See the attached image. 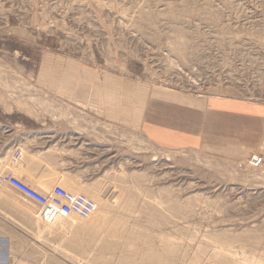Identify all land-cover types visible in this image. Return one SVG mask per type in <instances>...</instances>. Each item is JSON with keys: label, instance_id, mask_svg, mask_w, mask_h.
Masks as SVG:
<instances>
[{"label": "rangeland", "instance_id": "rangeland-1", "mask_svg": "<svg viewBox=\"0 0 264 264\" xmlns=\"http://www.w3.org/2000/svg\"><path fill=\"white\" fill-rule=\"evenodd\" d=\"M14 129L0 174L99 211L0 192V264H264V0H0Z\"/></svg>", "mask_w": 264, "mask_h": 264}, {"label": "built area", "instance_id": "built-area-1", "mask_svg": "<svg viewBox=\"0 0 264 264\" xmlns=\"http://www.w3.org/2000/svg\"><path fill=\"white\" fill-rule=\"evenodd\" d=\"M16 153L21 154V150L17 148ZM251 160L253 165L259 166L263 159L255 156ZM33 184L12 171L0 174V192L11 190L32 208L34 204V209L38 210V216L41 218L52 221L69 216L86 218L99 211L98 203L84 194H75L60 185H55L49 190H39Z\"/></svg>", "mask_w": 264, "mask_h": 264}, {"label": "crops", "instance_id": "crops-1", "mask_svg": "<svg viewBox=\"0 0 264 264\" xmlns=\"http://www.w3.org/2000/svg\"><path fill=\"white\" fill-rule=\"evenodd\" d=\"M11 145L7 146L5 148L3 141H0V163L5 160L6 158L9 157L10 159H14V154H15V149L17 148L15 146V129L13 130L12 133V140H11ZM55 146V144H49L47 146H45V148L42 150L43 152H47L50 150L51 147Z\"/></svg>", "mask_w": 264, "mask_h": 264}]
</instances>
